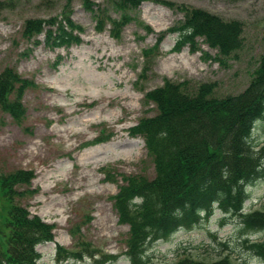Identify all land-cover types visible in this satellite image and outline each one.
Segmentation results:
<instances>
[{
  "label": "rangeland",
  "instance_id": "rangeland-1",
  "mask_svg": "<svg viewBox=\"0 0 264 264\" xmlns=\"http://www.w3.org/2000/svg\"><path fill=\"white\" fill-rule=\"evenodd\" d=\"M180 6L241 23V50L223 64L201 40L196 52L174 51L178 35L170 31L183 21ZM123 14L127 21L114 27ZM66 18L74 28L66 26ZM51 19L52 31L62 24L79 43L52 47L53 36L46 42L45 32L24 35L28 21ZM263 55L264 0H148L125 11L108 0H0V74L9 70L29 82L21 98L22 120L0 111V173L33 171L29 185L19 188L26 193L13 202L54 226L53 240L36 246L37 263L60 264L56 244L67 249L85 244L116 255L103 264H130L124 255L129 227L119 221L112 196L125 184L122 176H154L144 140L130 133L156 114L146 95L165 81H187L191 90L215 84L216 98L237 95ZM103 137L109 140L96 142ZM252 142L263 145L264 119L255 125ZM246 191L243 211L264 209V178ZM9 204L0 197L2 216L7 214L2 206ZM206 216L191 229L148 244L149 263L182 258L211 263L227 256L235 264H264L242 245L245 239L263 240L264 232L242 230L237 215L218 207ZM67 264L101 263L87 255Z\"/></svg>",
  "mask_w": 264,
  "mask_h": 264
},
{
  "label": "trees",
  "instance_id": "trees-1",
  "mask_svg": "<svg viewBox=\"0 0 264 264\" xmlns=\"http://www.w3.org/2000/svg\"><path fill=\"white\" fill-rule=\"evenodd\" d=\"M108 1L125 11L134 10L148 0ZM178 9L183 21L170 31L178 35L174 51L188 47L196 52L201 40L217 52L214 60L223 64L241 50V23L226 22L201 9L186 6ZM123 15L113 23L114 27L124 25L127 16ZM65 23L74 28L68 18ZM54 26L52 19L28 21L24 35L31 37L45 32L46 42L53 36L52 47L79 43L62 24L52 31ZM28 85L29 82L9 70L0 74V111L14 121L20 122L25 113L21 98ZM215 87V84H201L191 90L187 81L178 84L165 81L161 88L146 95L155 105L156 114L141 119L130 133L144 140L154 176H122L125 184L112 196L119 221L129 227L124 255L130 264H151L147 257L148 244L166 239L179 229H191L215 207L225 214L237 215L242 230L264 232V209L243 211L247 186L264 178V143L258 147L252 142L255 125L264 119V55L243 92L216 98ZM108 140L109 137H103L96 142ZM33 176L32 170L24 169L0 173V197L10 203L2 206L7 214H0L3 223L0 224V264H38L41 255L36 246L53 239V224L29 217L25 207L13 202V198L26 193L27 190L19 188L29 185ZM219 244L228 249L225 242ZM242 245L264 261V239H245ZM57 252L61 261L82 260L88 255L103 264L116 258L107 255L97 258V250L87 245L81 250L58 247ZM175 264L235 263L225 256L211 263L182 258Z\"/></svg>",
  "mask_w": 264,
  "mask_h": 264
}]
</instances>
